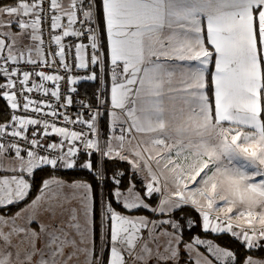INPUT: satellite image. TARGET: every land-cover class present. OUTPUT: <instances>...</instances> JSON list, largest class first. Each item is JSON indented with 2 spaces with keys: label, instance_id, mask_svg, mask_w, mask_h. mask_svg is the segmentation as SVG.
I'll return each instance as SVG.
<instances>
[{
  "label": "snow or ice",
  "instance_id": "6c2138e0",
  "mask_svg": "<svg viewBox=\"0 0 264 264\" xmlns=\"http://www.w3.org/2000/svg\"><path fill=\"white\" fill-rule=\"evenodd\" d=\"M0 80V264H264V0H0Z\"/></svg>",
  "mask_w": 264,
  "mask_h": 264
},
{
  "label": "trees",
  "instance_id": "16d2710c",
  "mask_svg": "<svg viewBox=\"0 0 264 264\" xmlns=\"http://www.w3.org/2000/svg\"><path fill=\"white\" fill-rule=\"evenodd\" d=\"M3 82H4L3 80H0V83H3ZM108 87H110V74H107V70H106V74L102 76L99 88L100 90H105ZM96 90L97 89L92 86V82H84L78 86L79 93L85 95L88 99L92 96V94ZM5 104H6V101L0 98V122H4L9 119V109L5 107ZM100 125H101L102 131L107 130L108 115L106 112L100 118ZM108 168L110 169V172L111 170H116V169H119L120 171H125L127 169V165L121 162H116L115 164L109 162ZM83 175H84L83 173H79L76 170H69V172L66 173L63 170L53 171L52 169L45 168L43 171H40L36 174L35 182L33 184L32 195L35 196L37 194L42 179H47L51 176H55V177L63 178L65 180H69L72 178L82 177ZM122 183L123 185L126 186L128 183L127 178H125ZM137 186L139 187V184ZM185 214L191 217L198 218V214L192 211L191 209H185V212L181 213V215H185ZM189 235L193 237L199 235L201 239L214 240L216 234H204L202 233L200 228H194V229L188 230V232L186 233V238ZM215 243L220 244L221 246H225L233 250H236L241 255L245 251L243 248L240 247L238 242L232 240L229 236H224L223 239L215 240Z\"/></svg>",
  "mask_w": 264,
  "mask_h": 264
},
{
  "label": "built area",
  "instance_id": "2783aa9c",
  "mask_svg": "<svg viewBox=\"0 0 264 264\" xmlns=\"http://www.w3.org/2000/svg\"><path fill=\"white\" fill-rule=\"evenodd\" d=\"M47 32H48V29L45 28V29H44V39H45V41H46V43H45V48H47V39H48V37H47ZM72 41H73V38H66V40H65L66 43H71ZM29 67H30V66H29ZM45 71H46V72H49V73L51 72V70H49V69H45ZM77 71H79V70H77ZM34 79H35V81H36L37 83H40L38 77H37V78H34ZM82 83H84V82H82ZM45 84H46V86L49 87V88L52 87L51 82H45ZM61 84H62V88H61V90L63 91V90H64L63 82H61ZM27 95H30L33 99H36V100H40V99H48V100H50L53 104L56 103V101L54 100V98H51V97L44 98V97H42V94H41L40 92H35V91H34L33 93H28ZM74 99H75L77 102H78L80 99H85L86 102H87V100H88V98H87L85 95L80 94V93H79L78 96H75ZM80 110H81V109H79V104L76 103V104L73 105L72 108L68 109V113H69V115H71L73 118H75L77 111H80ZM62 111H63V109H62ZM101 111L103 112L104 109L102 108ZM19 114H20V115H30V116H32V117H34V118L37 116V114H35V113H23V112H20ZM44 118H45V119H49V120H51V117H44ZM84 118L87 119V115H85ZM57 126H64V125L62 124V121H57ZM30 127H31V126H30ZM70 127H72V126H70ZM75 130H79V126H75ZM53 139L58 141V140L61 139V138H60V137H55V136H53ZM49 142H51V141H49Z\"/></svg>",
  "mask_w": 264,
  "mask_h": 264
},
{
  "label": "rangeland",
  "instance_id": "374dc122",
  "mask_svg": "<svg viewBox=\"0 0 264 264\" xmlns=\"http://www.w3.org/2000/svg\"><path fill=\"white\" fill-rule=\"evenodd\" d=\"M32 43H33L32 41L28 40V44H32ZM33 55H35V53H33ZM171 187H172V185H171V183L169 182V188L171 189Z\"/></svg>",
  "mask_w": 264,
  "mask_h": 264
},
{
  "label": "crops",
  "instance_id": "0c3cea01",
  "mask_svg": "<svg viewBox=\"0 0 264 264\" xmlns=\"http://www.w3.org/2000/svg\"><path fill=\"white\" fill-rule=\"evenodd\" d=\"M25 44H28V40H25ZM52 177V176H51Z\"/></svg>",
  "mask_w": 264,
  "mask_h": 264
}]
</instances>
